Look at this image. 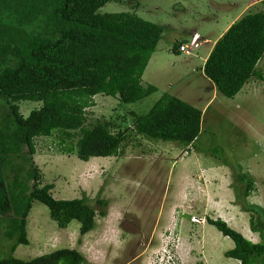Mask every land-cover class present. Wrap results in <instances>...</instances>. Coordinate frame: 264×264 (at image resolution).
Segmentation results:
<instances>
[{
    "label": "rangeland",
    "instance_id": "374dc122",
    "mask_svg": "<svg viewBox=\"0 0 264 264\" xmlns=\"http://www.w3.org/2000/svg\"><path fill=\"white\" fill-rule=\"evenodd\" d=\"M258 11L264 12V0H120L102 6L100 14L129 12L162 26L141 79L143 86L156 91L128 104L96 95L94 105L83 111L85 126L110 121L130 130L129 112L144 115L167 94L201 111L200 133L191 148L133 134L117 157L86 162L62 152L53 137L36 139L33 164L41 183L53 184L51 195L74 199L85 194L92 205L97 195L107 201L105 216L96 215L94 228L85 235L79 234L77 221L59 228L45 205L29 202L28 156L11 157V167L4 170L8 178L17 175L14 195L12 189L9 193L13 214L23 216L30 205L25 220L28 244L17 240L18 223L8 232L0 219V257L11 254V248L13 256L23 260L66 248L80 253L86 264H239L224 256L232 241L206 219H222L259 242L249 229V214L234 204L230 186L235 172L251 178L255 190L246 199L264 220V85L251 77L233 98L223 96L202 72L210 46L202 44L208 42L205 38L213 42L231 21ZM196 33L197 50L172 53L175 41L197 42ZM263 60L257 68L264 66ZM35 105L21 102L22 115ZM70 135L65 140L74 144L78 132Z\"/></svg>",
    "mask_w": 264,
    "mask_h": 264
},
{
    "label": "trees",
    "instance_id": "16d2710c",
    "mask_svg": "<svg viewBox=\"0 0 264 264\" xmlns=\"http://www.w3.org/2000/svg\"><path fill=\"white\" fill-rule=\"evenodd\" d=\"M111 1L120 0H0V219L8 232L11 225L17 226L15 222L20 225L17 240L23 245L28 244L25 220L30 205L23 216L13 214L10 190L14 195L17 175L11 174L13 180L4 170L11 157L28 156L29 202L45 205L59 228L77 221L79 234L85 235L94 228L96 215L105 216L107 207V201L97 195L94 205L85 194L55 199L50 193L53 184H42L33 164L36 139L53 137L62 152L86 162L92 157H117L133 134L193 147L200 133L201 111L167 94L144 115L129 112L130 130L110 121L85 126L83 111L94 105L96 95L117 97L119 104H128L156 91L154 86H143L141 79L163 28L134 13H98ZM185 41H175L172 53H182L179 46ZM263 58L264 12L258 11L228 27L215 42L202 72L219 93L233 98L251 77L264 85V66L257 68ZM24 101L37 104L27 116L20 110ZM76 131L74 144L67 142L65 138ZM234 181L230 186L234 204L249 214V229L258 234L259 242L248 240L222 219L206 221L232 241L226 258L239 264H264V220L260 209L246 199L255 190L254 182L236 172ZM14 251L11 248V254L0 257V264H86L72 249L29 260L14 257Z\"/></svg>",
    "mask_w": 264,
    "mask_h": 264
},
{
    "label": "built area",
    "instance_id": "2783aa9c",
    "mask_svg": "<svg viewBox=\"0 0 264 264\" xmlns=\"http://www.w3.org/2000/svg\"><path fill=\"white\" fill-rule=\"evenodd\" d=\"M197 37V35L195 36ZM198 46V43L194 41V39L190 40L189 43H182L180 46H179V51L181 52H187V48H189L190 50H192L194 48H196Z\"/></svg>",
    "mask_w": 264,
    "mask_h": 264
},
{
    "label": "crops",
    "instance_id": "0c3cea01",
    "mask_svg": "<svg viewBox=\"0 0 264 264\" xmlns=\"http://www.w3.org/2000/svg\"><path fill=\"white\" fill-rule=\"evenodd\" d=\"M237 20V19H236ZM235 20V21H236ZM235 21H231V24L233 23V22H235ZM230 24V25H231ZM229 26V25H228ZM228 26L226 27V29L228 28ZM225 32V31H224ZM224 32H222V33H224ZM222 33H220L219 35H217L215 38H214V40H213V42L212 41H210L209 39H207V38H205L206 40H208V42H204L202 45H204V44H210V46H209V48H208V50H207V52H206V54L204 55V57H203V63H204V59L209 55V53L211 52V50H212V46H214V44H215V42L217 41V39L221 36V34ZM201 45V46H202ZM200 46V47H201ZM212 47V48H211Z\"/></svg>",
    "mask_w": 264,
    "mask_h": 264
},
{
    "label": "clouds",
    "instance_id": "9594fccd",
    "mask_svg": "<svg viewBox=\"0 0 264 264\" xmlns=\"http://www.w3.org/2000/svg\"><path fill=\"white\" fill-rule=\"evenodd\" d=\"M229 26H230V25H229ZM227 29H228V28H227ZM227 29H226V30H227ZM226 30H225V31H226ZM196 34H197V33H196ZM222 35H223V33L221 34V36H222ZM197 36H198V41H197L198 46L195 48V50H197V49L199 48V42H200V36H199V34H197ZM221 36H220V37H221ZM220 37H219V38H220ZM219 38H218V39H219ZM218 39H217V40H218ZM185 42H186V43H189L190 40L188 39V40H186ZM185 42H184V43H185ZM213 47H214V46H213ZM212 49H213V48H212ZM211 51H212V50H211ZM242 88H243V87H242ZM191 147H192V146H190V148H191ZM160 256H161V255H160ZM166 263H168V262H166ZM160 264H161V263H160Z\"/></svg>",
    "mask_w": 264,
    "mask_h": 264
}]
</instances>
